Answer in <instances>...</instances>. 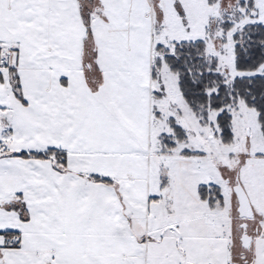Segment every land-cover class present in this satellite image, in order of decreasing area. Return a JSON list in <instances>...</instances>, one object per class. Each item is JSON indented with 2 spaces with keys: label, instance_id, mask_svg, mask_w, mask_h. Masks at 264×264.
Returning a JSON list of instances; mask_svg holds the SVG:
<instances>
[{
  "label": "snow or ice",
  "instance_id": "1",
  "mask_svg": "<svg viewBox=\"0 0 264 264\" xmlns=\"http://www.w3.org/2000/svg\"><path fill=\"white\" fill-rule=\"evenodd\" d=\"M0 264H264V0H0Z\"/></svg>",
  "mask_w": 264,
  "mask_h": 264
}]
</instances>
